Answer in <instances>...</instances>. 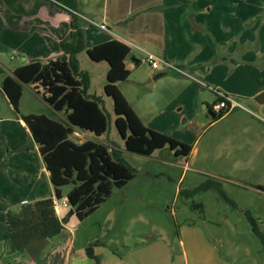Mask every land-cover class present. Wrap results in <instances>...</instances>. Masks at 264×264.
<instances>
[{"label": "rangeland", "instance_id": "374dc122", "mask_svg": "<svg viewBox=\"0 0 264 264\" xmlns=\"http://www.w3.org/2000/svg\"><path fill=\"white\" fill-rule=\"evenodd\" d=\"M191 1L196 10L193 17L190 15V24H218L221 40L225 41L235 36L254 39L253 56L260 54L256 70L264 69V0ZM3 36L6 44L0 56V118L14 114L2 93L1 83L10 68L21 61V58L10 59L8 27L0 24V37ZM0 42L3 45L2 39ZM233 44L234 40L229 41L227 48H233ZM132 50L141 56L139 51ZM79 65L82 70L96 71L92 91L100 94L98 88L105 82V65H97L85 52L79 55ZM127 67L131 69L132 63L127 61ZM232 74V67L222 58L211 72L213 84L204 83V88L208 91L206 86L211 85V90L227 96L231 93L229 97L238 101L240 107L229 119L204 131L200 121L187 126L186 121L193 115V102L188 94L179 93L181 86L173 81L167 83L163 78L155 81L157 85L150 99L162 112L151 128L191 149L196 145L197 151L190 153L188 161L183 157L166 160L167 149L155 151L151 156L127 152L114 126L112 100L107 98L102 106L108 115L106 133L95 137L82 131L79 136L82 142L109 145V152L114 149L116 156L134 170V179L121 189H114L83 221H78L69 208H63L60 222L64 230L51 239L38 260L31 261L24 255L23 260L13 264H94L85 257L89 246L100 263L104 259L108 264L110 261L117 264H264V247L252 233L246 216L249 213L264 234V112H258L244 98L251 93L253 99L259 98L257 93L264 92V82H257L247 92L252 81L234 80ZM262 75L264 80V72ZM262 75L255 76V80ZM168 76L189 80L173 72ZM173 87L180 90L167 91ZM204 107L197 106L199 113ZM19 109L23 114L47 117L58 114L63 118L62 113L53 111L29 85L23 86ZM54 119L64 123L61 118ZM72 136L70 140L78 143ZM211 138L217 140L213 149L207 147ZM70 189V185L60 188L61 199L55 200L57 205L62 206ZM43 212L41 220L52 219L48 207ZM37 218L34 211L27 212L20 229L36 234ZM69 246L72 253L68 257Z\"/></svg>", "mask_w": 264, "mask_h": 264}, {"label": "crops", "instance_id": "0c3cea01", "mask_svg": "<svg viewBox=\"0 0 264 264\" xmlns=\"http://www.w3.org/2000/svg\"><path fill=\"white\" fill-rule=\"evenodd\" d=\"M75 2L76 13L80 15L77 17L79 23L82 24L84 38L83 49L74 57L79 72L88 77L87 95L99 100L100 107L104 108L102 106L108 98L103 91L108 65L105 62L96 63L97 65H105V82L98 88L100 94H97L96 91H92L96 71L82 70L79 65V55L83 52L86 54L88 49L96 45L112 40L125 44L130 49V56L136 58L139 65L130 69V75L126 82L117 83L116 86L143 125L152 131L161 133L160 130L151 128V126H155L154 122L162 112L150 99L157 85L155 82L157 79H153L157 74L163 73L164 76L160 78L166 80L167 83L173 81L175 85L182 88L180 90L173 87L167 91L180 90L179 93L190 96L193 102L191 104L193 115L190 117L191 121H184L187 122V126L200 121L203 131L226 121L232 112L238 110L235 108L229 111L217 121H214L209 114V108L216 98L214 91L209 87L211 85L206 86L207 90L211 92L210 94L205 90L204 83L213 84L210 76L215 63H221L223 58L232 67L234 80L250 79L252 82H249L251 85L248 86L249 91L247 92H251L250 89H254L257 82L259 84L264 82L262 75L264 69L256 70V67L259 66L257 60L260 58V54L253 56L254 49L252 47L255 40H243L242 36L237 39L235 36L229 40H234L233 48H227L229 45L226 44L229 41L221 40V27L218 24H190V15L193 17L196 10L191 0H75ZM73 15L74 13L50 0H0V24H5L8 27V54H11V56L9 55L10 59L21 58L19 65L10 68L6 76L12 77L15 68L26 64L43 63L66 57L61 45L72 42L71 23ZM5 38V36L0 37L3 43L0 45V56H2L3 47L6 44ZM132 48L139 51L141 56H137ZM145 53L155 55L162 62L174 64L176 67L185 70L195 80H191V82L189 79L188 82L175 76H168L169 72L161 62L156 70L152 69L149 63L145 61ZM127 61L131 62V60L125 61L126 67ZM8 66L10 67V65ZM205 66H209L210 69L205 68ZM260 75L262 76L259 80H255V76ZM23 86L22 84V97ZM216 88L218 87L216 86ZM35 93L39 95L36 91ZM257 95L259 98L253 99L252 93L244 98L258 112L263 113L264 92L259 94L258 91ZM231 96L239 97L237 94ZM22 97L18 106V115L8 102L14 114L0 118L1 264H13L16 260H23L24 255L27 257L25 253H10L8 251L5 236L9 232L6 220L10 212H16L24 205L52 199L55 217L61 221L62 209L69 208L68 205L59 206L55 204L54 190L39 153L38 145L33 142L28 128L20 118V116L35 114L20 112ZM231 99L240 105L233 97ZM200 105L205 106L201 113L197 110V106ZM53 116V118L64 120L58 114ZM228 133H231V130ZM80 134L82 131L74 129L73 136L70 135L77 140L78 143L76 144L83 143ZM216 142L217 140L214 138L209 139L207 147L213 149ZM194 151H197L196 145L192 147L190 153ZM164 152L166 160H177L170 159V154L167 151ZM186 160L188 161V158ZM54 237L56 238V236ZM52 238L47 239L48 244ZM93 252L95 254L94 250ZM66 253H68V257L71 255L70 246ZM100 264L108 263L101 259ZM109 264L117 263L110 261Z\"/></svg>", "mask_w": 264, "mask_h": 264}, {"label": "trees", "instance_id": "16d2710c", "mask_svg": "<svg viewBox=\"0 0 264 264\" xmlns=\"http://www.w3.org/2000/svg\"><path fill=\"white\" fill-rule=\"evenodd\" d=\"M54 1L71 13L76 12L75 0ZM71 27L72 42L61 45L66 57L15 68L12 77L6 76L2 80L1 90L17 115L22 84L31 86L41 94L53 111L62 113L64 123L43 114H30L20 118L28 128L33 142L38 145L54 190V199L60 200V188L70 185L71 189L66 195L67 205L77 220L83 221L111 196L114 189H121L134 179L135 172L116 156L114 149L109 152V145L93 141L76 144L70 140L74 129L100 137L108 127V115L100 107L99 100L87 95L88 77L79 72L74 57L83 49L84 38L82 24L76 15H73ZM86 55L95 63L105 62L108 65L103 91L112 100L114 126L125 150L140 156H151L155 151L167 149L170 159L183 157L186 160L191 147L144 126L118 90L117 83L126 82L131 71L125 66V61L131 60L132 69L139 65V61L130 56V49L125 44L112 40L88 49ZM214 95V102L222 100L215 92ZM226 113L228 112L221 111L214 114V121ZM210 114L212 115L211 112ZM53 205L52 199H45L21 206L18 211L8 214L6 221L9 232L5 241L10 253H25L24 249L31 239H50L61 232L63 226L55 217ZM45 207L51 210L52 219L41 220ZM30 211H34L38 217V225L34 230L37 233L34 235L20 229ZM246 216L252 233L264 247V234L259 231L256 221L249 213ZM85 254L94 264H100L91 246L86 248Z\"/></svg>", "mask_w": 264, "mask_h": 264}, {"label": "built area", "instance_id": "2783aa9c", "mask_svg": "<svg viewBox=\"0 0 264 264\" xmlns=\"http://www.w3.org/2000/svg\"><path fill=\"white\" fill-rule=\"evenodd\" d=\"M50 1L57 3L54 0H50ZM73 13H74V15H78L76 12H73ZM78 16H80V15H78ZM145 61L147 63H149L150 67L154 70H156L158 68L159 63L161 62V64H163L164 68L168 72H173L178 76L185 77V78H188L190 80H195L185 70L176 67L174 64L162 62L153 54L145 53ZM212 91H214V90H212ZM214 92L217 94L218 98L222 99L221 101L214 102L211 106V112H213L215 115L219 114L221 111L229 112L231 110H234L235 108L240 107V105L238 103H236L234 100H232L228 96H225L224 94H222L221 92H218V91H214ZM66 205H67V201L62 200V206H66Z\"/></svg>", "mask_w": 264, "mask_h": 264}, {"label": "water", "instance_id": "95a60500", "mask_svg": "<svg viewBox=\"0 0 264 264\" xmlns=\"http://www.w3.org/2000/svg\"><path fill=\"white\" fill-rule=\"evenodd\" d=\"M164 76L163 73L161 74H157L153 79L156 80L160 77ZM211 112V111H210ZM212 113V119H214V113ZM48 244V240L47 239H31L25 249L24 252L26 253L27 257L31 260V261H36L42 254L43 250L45 249V247Z\"/></svg>", "mask_w": 264, "mask_h": 264}]
</instances>
